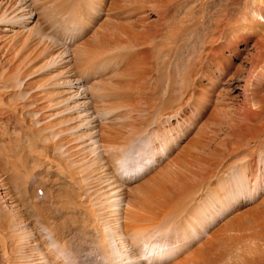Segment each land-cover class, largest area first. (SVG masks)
I'll use <instances>...</instances> for the list:
<instances>
[{
    "label": "rangeland",
    "instance_id": "374dc122",
    "mask_svg": "<svg viewBox=\"0 0 264 264\" xmlns=\"http://www.w3.org/2000/svg\"><path fill=\"white\" fill-rule=\"evenodd\" d=\"M79 1L82 5L84 0L69 4ZM101 2L96 6L100 13L88 16L84 11L72 45L106 47L100 55L105 64L92 71L95 76L87 85L115 93L108 99L115 109L102 118L105 133L94 150L81 145L80 135L65 119L69 116H57L64 108L57 107L59 78L77 65L63 63L62 52L47 34L29 37L18 17L11 30L5 31L0 23V264H12L8 230L1 224L4 215H9L8 223L22 219V237H39V229L46 227L57 229L60 240L66 241L65 250H55L58 255L73 259L80 254L77 264H105L84 254L85 241L97 226L109 239L107 226L115 230L119 225L106 208L90 204L101 198L99 188L113 174L97 156L96 145L101 148L104 140L125 144L132 153H120L119 160L128 159L133 172L141 169L129 183L121 175L124 170L118 171L117 184L133 186L136 196L159 200L140 211L166 214L159 217L161 232L160 227L151 229L155 251L150 255L151 247L147 248L143 259L150 256L157 260L153 264H264V142L248 140L256 131L264 140V113L255 116L245 104L246 79L252 69L256 74L264 67V41L254 35L230 40L226 36L225 18L244 0ZM249 6L243 4L238 14ZM50 9L47 17L52 20L56 12ZM65 22H56L60 25L55 28L63 31L69 27ZM65 40L61 36L60 41ZM8 72L15 73L14 84L6 81ZM261 86L258 93L264 96V83ZM66 121L68 133H49ZM250 172H258V177L248 183ZM84 195L85 205L69 203L75 198L82 203ZM216 196L222 199L216 201ZM60 197H67L68 203ZM119 242H114L118 250L123 246ZM26 246L29 254L37 253ZM160 258L164 260L158 262ZM25 261L22 255V264Z\"/></svg>",
    "mask_w": 264,
    "mask_h": 264
},
{
    "label": "bare ground",
    "instance_id": "6f19581e",
    "mask_svg": "<svg viewBox=\"0 0 264 264\" xmlns=\"http://www.w3.org/2000/svg\"><path fill=\"white\" fill-rule=\"evenodd\" d=\"M69 1L70 0H0V23L4 25L3 29L5 31H8V30H11L14 28L12 26L14 23H16V21H14V18L18 17L19 24H20L19 26H21L22 29L30 32L29 37H31L35 34L36 35L42 34V33L47 34V36H49L51 39L53 38L54 48L57 49L58 51L62 52V57H60V58H62L63 63H65L67 66L73 61V64L77 65L76 69H74V70H70V69L66 68L65 71L63 73H61V76L59 78L58 86L60 88V95H59L60 100L57 103V107H64V108H62L58 111L61 113L57 116H69V117H66L65 119L68 118L67 121L73 125L74 131L76 130V132H78V134L80 135L81 145L82 144L91 145V146H87V147L93 149L95 144H97V142H99V139L103 135L102 132L104 131V133H105L106 127H104V129L101 131L102 128H101L100 122H101L102 118L107 113L110 116V114H111L110 111H112V114H113L114 113L113 110L115 109L114 104L111 103L112 101L108 102V99L112 98L115 95V93L105 91V89H102V87L101 88L98 87V85H97L98 88L95 90H94V87H93V89L92 88L90 89L89 85H87V83L90 82L89 79H91L92 77L95 76V75L94 76L91 75L92 71L94 72L95 69L98 68V66L105 64L104 63L105 61H103L104 58H102L100 55L103 53V49H106V47H104L105 45H103V44L102 45H98V44H94V43H93V45H91V44L89 45L87 43L79 44L80 42L78 43L79 45H74V46H72V45L77 40V36L74 33L76 30L75 27H77L80 24L79 23L80 18L85 16L84 11H86L87 15L90 13H95V14L100 13V11L98 10V8H96V6H98L99 4L97 5V3L101 2L102 0H84V1H82V5L80 4V1L77 4H69L70 3ZM247 2L250 3L249 9H245L243 11L241 10L242 12L240 11L241 13L238 14V12L241 9V7L243 6V4H245ZM234 5H233V7H234ZM246 5H248V4H246ZM47 7H49V8H47ZM50 7H52V9H54L56 12L55 13L56 14V17H55L56 20L51 18L53 20V22H52V20H50V18L47 17L48 13H49L48 11L51 12ZM244 7H245V5H244ZM80 10H81V12H79ZM94 10L96 12H94ZM49 17H51V15ZM68 17L73 18V21H69ZM224 18H225V16H224ZM225 19L227 20V23L229 24L228 28H227L228 31L226 33L228 40L233 39V38H237L243 34H246V35H254V36L258 37L259 38L258 41H260V40L264 41V0H244V3L238 4V6L236 7V12L234 14L233 13L228 14V16ZM64 20H66L65 24L69 25V27L70 26H74V27H72V28L68 27L69 29L65 27L63 29L64 33L61 34L60 32H63V31H60L59 29H57L58 28L57 25L59 26L60 24H57L56 22L63 23ZM55 27H57V28H55ZM51 29L53 30L52 32H50ZM61 36L64 37L65 39H68L67 40L68 42H69V40H71V41L69 43H65V42H67L66 40H65V42L60 41ZM107 36H105L106 37L105 39L109 40L108 38H110V37H107ZM109 36H111V35H109ZM110 39L113 40L112 37ZM114 40L116 41V39H114ZM109 42H111V41H109ZM87 45H89V46H87ZM53 46H52V49H53ZM121 48H123V47H121ZM110 66H112V65H110ZM254 71H255V69H252L251 73L249 74L248 78L246 79V90H245L246 91L245 92V94H246L245 95V102L246 103L245 104L247 105L248 108H250V109H248L246 107V109L248 111H251V110L254 111L255 114L254 113L253 114L256 116V114H261V113L263 114L264 113V112H262L264 110V96L260 95V92L258 93L259 89H257L258 86H261L264 83V67H263V70L258 71L256 74H254ZM0 72H1V70H0ZM1 74H0V76H1ZM96 76H98V75L96 74ZM5 77H7V79H6L7 82H11L13 84H14V82H16L15 81V78H16L15 73L10 72ZM218 81L219 80L217 79L216 83ZM18 83L19 82L17 81V84ZM57 83H58V81H57ZM215 84H213V85H215ZM92 86H94V85H92ZM92 86H90V87H92ZM104 86L106 87V85H104ZM95 87H96V85H95ZM261 87H260V89H261ZM108 90H109V88H108ZM111 91H113V90H111ZM110 100H112V99H110ZM116 109L117 110L120 109V106L117 107ZM109 112H110V114H109ZM35 114L38 115L37 112H35ZM115 118H117V117L115 116ZM259 119H260V117H259ZM121 120L122 119H120V121ZM263 120L264 119L262 117V121ZM67 121L63 124V126L59 130L54 131V129L51 128L49 133H51V135H55V136L57 134L68 133L71 129L67 127ZM259 122H261V121H259ZM235 123L238 124L239 122H235ZM107 129H110V128H107ZM114 129H117V128H114ZM110 131H112V130L110 129ZM110 131H108V132H110ZM117 131L118 130H116V132ZM260 132L261 131H256L255 133L251 134V136L248 138V140H251L252 138H254V140H257V142L259 144L261 142H264L263 139H260L258 137ZM111 133H113V132H111ZM246 133L249 134L248 132H246ZM115 135L117 136V133ZM116 136H114V137L116 138ZM107 137H108V139L112 140V138H113L115 140V138L112 135H111L112 138L110 137V135ZM132 140H133V138H132ZM104 141H105V143H103V145H101V148H100V145H99V147H98V145H96L98 148V151H99L97 156L100 155L99 157H101V158L99 160L102 159L103 163H105L106 168H108V169L111 168L110 172H112L113 174H111V176L109 178L105 179L102 182L101 187L99 188L101 195H102V196H100L101 198L93 200L90 204H93V206L98 205L101 208H106L108 210L109 215L112 217L111 220L113 218H115L118 221L117 224H119V225L115 230H112L111 228H109V226H107L108 229L110 230L109 239H106L105 232L102 231V229H101V231L98 230V226H97V231H94V233H92V235H90V240L88 239V243L85 241V244H84V246H85L84 251L85 252H84V254L89 259H91V257H92V258H95L96 260H99V261L105 263V264H153L157 260H153L149 255H148L149 256L148 258H144V259L142 256H144L146 254V252L148 253L147 248H149V247H151V249L149 251L150 255H151V252L155 251V247H156L155 242L153 243L151 241V240H154V238L153 237L150 238L151 229L152 228L154 229L155 227H160L159 223H158L159 219H160L159 217L162 218V217L166 216V214L159 216L157 213H153L149 210H147L146 212L139 210V208L148 209V207L152 206V204L153 205H154V203L158 204L155 201L159 202V200H156L155 199L156 197L154 198L153 196L152 197L154 198V201H152L151 198L148 199L147 197H142V195H140L141 197L136 196L137 194H133V192H137V191H134V188H132L133 186L128 188L129 186L126 187V185L122 186L121 184L120 185L117 184L118 181L116 179L117 178L116 173H118V171L120 172V170H122V169L124 170V171H121V175H122V177L124 175L125 181L127 183H129L134 178V176L137 177L138 174H141L140 173L141 169L138 170V168H137L138 171L133 172L135 170V167H133V164H132V166L130 165L131 163H129L128 159L125 160L122 158L121 160H119L120 159L119 157L121 154L123 156V154H125V152L127 155L130 154L129 152L132 153L131 150H129V152H128L129 154L127 153V151H126L127 146L125 144L119 143L120 144L119 146H115L118 144H114L110 140H104ZM104 141H102V142H104ZM65 145H66V143H65ZM92 149H91V151H92ZM98 151L96 150V152H98ZM126 161H128V162H126ZM71 163H72V159H71ZM146 168L148 169V166ZM144 170H146V169H144ZM104 171H105V169H104ZM143 171H141V172H143ZM105 172H104V175H106ZM251 172H250V176L247 179L248 183H249V179L251 177H258V172H255V173H251ZM245 173H247V171H245ZM89 174H90V172H89ZM107 174H109V173H107ZM163 174H164V172H163ZM147 180L148 179H146V181ZM153 180H154V178L150 179L151 182ZM246 184L244 186H246ZM134 185L137 186V184H134ZM147 185H148V182H147ZM147 185H145V186H147ZM136 186H135V188H136ZM155 186H156V184H155ZM149 187H150V185H149ZM157 187L158 186H156V190H157ZM138 188L141 189V187H138ZM84 189L86 190L85 187H84ZM152 189H154V188H152ZM158 190H159V188H158ZM160 190H162V188ZM161 194H162L161 196H163L162 192H161ZM90 195H92V194H90ZM159 196H160V194H159ZM161 196H160V198H161ZM82 198H83L82 203H81V200L78 201L76 198L73 199V201L70 199L69 203L71 202L72 205L78 206V207L81 205H85L87 203V202L85 203V200L87 199V197L84 195ZM63 199L66 201V199H68V198L66 197ZM221 199L222 198L218 197V196H216V198H215L216 201H220ZM60 200H62L61 197H60ZM64 200H62V201L64 202ZM74 200H76V201H74ZM89 200L91 201L90 198H89ZM170 200L172 201V199H170ZM55 204L57 205V203H55ZM58 204H60L62 207L65 205L64 203H63L64 205L62 203H58ZM169 204H167V205H169ZM171 204H172V202H171ZM174 205H176V204H174ZM156 206L157 205H155V207ZM175 207H177V205ZM150 208H152V207H150ZM170 208H171V205H170ZM154 212H156V210ZM92 213H93V211H92ZM95 213L96 212H94V214ZM101 215H102V213H101ZM92 216L93 215H91V217ZM8 217H9V215H4V217L1 220V222H2L1 224H2L3 228H6L8 230V236H9L10 243L12 246V253L10 254L11 258H10L9 262H12V264H22V255L26 259V261L23 264H55L54 261H60V262L65 261L68 264H77L78 262H80V259L82 258L80 256V254L75 256L73 259H70V258H68L62 254L61 255L56 254L57 251H61V250L66 249V241H64L65 239L60 240L61 237L59 238V236L56 233L57 229L55 230V229H50L49 227H46V228H43L41 230L39 229V231H38L39 237L34 236L33 235L34 233L33 234L27 233L22 237V229H23L22 228V225H23L22 219L17 223H8L7 222ZM98 217H100V216H98ZM92 218H94V217H92ZM94 222H96V220ZM97 222H99V221H97ZM106 222H107V219H106ZM104 223H105V221H104ZM77 224L79 225V222ZM97 224L99 225V223H97ZM115 224H116V222H115ZM74 227H75V225H74ZM77 227L78 226H76V228ZM162 227H163V225H162ZM162 227H160V229L158 230L159 233L163 229ZM99 228H101V226ZM103 229H106V228H103ZM106 234H107V232H106ZM26 237H28V239H26ZM24 239H25V241H24ZM116 240L122 242V244H123V246L120 250H118L116 248L117 244H116V246L114 245V242L116 243ZM24 242H26V244H29V246L32 248V250H34V249L37 250L36 251L37 253L34 251L36 254H32V255L29 254L30 251L26 250L27 249L26 244L22 245V243H24ZM31 243L33 246L31 245ZM158 247H157V249H158ZM164 249H167V248L164 247ZM55 250H56V252H55ZM46 253H48V254H46ZM25 255L28 256L29 261H28L27 257H25ZM49 255L50 256L53 255V258L51 259L49 257ZM163 260H164V258H160V259H158V262L163 261Z\"/></svg>",
    "mask_w": 264,
    "mask_h": 264
}]
</instances>
